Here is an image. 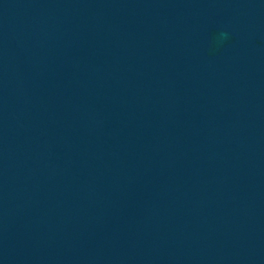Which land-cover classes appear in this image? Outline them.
<instances>
[{
    "label": "water",
    "instance_id": "water-1",
    "mask_svg": "<svg viewBox=\"0 0 264 264\" xmlns=\"http://www.w3.org/2000/svg\"><path fill=\"white\" fill-rule=\"evenodd\" d=\"M0 264H264V0H0Z\"/></svg>",
    "mask_w": 264,
    "mask_h": 264
}]
</instances>
